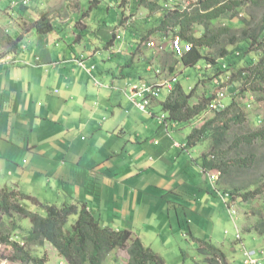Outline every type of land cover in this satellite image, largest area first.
Returning <instances> with one entry per match:
<instances>
[{
    "label": "crops",
    "instance_id": "1",
    "mask_svg": "<svg viewBox=\"0 0 264 264\" xmlns=\"http://www.w3.org/2000/svg\"><path fill=\"white\" fill-rule=\"evenodd\" d=\"M31 11L14 9L12 15L8 11L9 17L20 14L29 23L27 28L17 26L15 19L12 33L36 34L35 45L43 44V34L31 28L38 18L33 20ZM104 27L105 32L100 29L99 34H106L107 40L113 28ZM0 30V187H15L46 203H82L103 226L115 230L150 229L161 211L181 219L183 210L191 211L196 228L208 223L207 233H219L218 227L226 224L222 217L227 216V208L218 194L202 187L208 179L201 168L200 147H182L187 134L178 125L161 129L157 120L155 130L162 100L152 101L148 114L128 97L131 85L139 81H165L151 66L142 67L140 60L132 58L140 49L135 36L128 39L130 44L123 43L124 38L113 40L107 46L112 52L105 56L90 44L74 52L77 44L84 43L78 32L87 33L78 29L66 35L75 43H68L62 56L52 59L49 50L27 51L24 44L22 51H10L3 40L10 31L2 23ZM151 47L156 48L155 44ZM125 50L131 52L130 57L118 58ZM149 53L156 56L152 50ZM78 58L88 66L95 64L97 78L115 88L97 87L78 65ZM187 171L200 173L203 182ZM176 206L179 212L174 214ZM209 239L217 245L211 234Z\"/></svg>",
    "mask_w": 264,
    "mask_h": 264
},
{
    "label": "trees",
    "instance_id": "2",
    "mask_svg": "<svg viewBox=\"0 0 264 264\" xmlns=\"http://www.w3.org/2000/svg\"><path fill=\"white\" fill-rule=\"evenodd\" d=\"M138 1L142 3L149 1L145 4L149 15L153 13L159 16L155 27L152 26L147 29L145 35L135 38L137 47L150 35L156 34L158 39H162L171 31L172 37L178 35L183 41L192 44L191 50L179 58L184 66L194 67L201 59H206L212 65L207 72L213 70L212 72L218 75L221 72H228L232 67L230 78L232 81H242L241 93L250 92L258 100L264 99V38L261 37L264 32V16L258 24L251 20L246 22L247 27L236 28L240 33L232 31L235 29L233 24L215 25L221 16L226 14L234 20L236 13L247 0H196L189 7L181 9L165 7L168 6V0ZM250 1L257 3L261 0ZM93 2L97 7L98 0ZM17 8L22 10L27 6ZM93 10V7L88 9L92 13ZM119 11L117 10V13H120L118 15L122 16L124 9L121 8ZM84 15L85 13L79 17ZM105 24L106 21H102L101 27ZM30 25L38 34H47L56 28L49 11L43 12ZM195 26L201 27L202 30L194 29ZM248 27H251V30ZM22 37V35L12 37L6 34L3 40L10 51L16 52L21 48ZM123 38L122 32L115 30V33H110V38L106 40V47L113 40ZM226 39L229 40L228 43L234 44L235 40L239 43L236 48L228 50ZM209 48L215 49L213 56L204 53V50ZM253 49L258 51L259 56L246 58V54ZM220 58L226 59L224 68L217 62ZM78 59H76L77 63ZM87 67H92L91 74L86 72L90 79L94 76L103 85L102 87L115 88L104 85L97 78L94 73L95 64ZM95 85L100 87L96 83ZM195 86L187 92L179 81L174 83L171 92L160 101V110L168 114V120L179 125L181 122L196 119L207 110L208 97L203 96L197 102H192L195 97ZM249 106L250 104L246 103V107ZM238 110L239 104L234 98L224 110L213 113L214 115L206 118L201 126L193 127L185 137L183 142L185 147L181 144L186 148L209 141L208 152L204 155L205 162H212V169L218 172L219 182L220 179L224 181L229 178L232 170L237 172L251 170L257 165L259 168V162H264V157L256 154L257 146L264 147V124L247 133L230 135L233 125L244 121V115ZM260 181H264V171L253 180L241 182L242 184L235 183L234 179L231 182L226 179L225 190L220 188L221 184L217 180V188L226 195L225 203L236 201L237 197L245 203L255 200L257 195L264 193V188L261 187L247 190ZM261 185L264 186V182ZM24 201L32 204L36 210H29ZM40 211L43 213L41 214ZM0 218V245L10 247L12 253L9 256L10 260L22 264H46L48 259L45 253L40 256L30 250L32 246L42 247L45 243H49L68 264H103L108 256L118 249L127 250V264H165L163 258L150 247L145 246L131 230H115L103 226L82 203H46L35 196L22 193L15 187L5 185L0 187ZM15 218L28 219L30 222V228L27 227L20 235L21 244L13 239L14 232L18 228L22 230L21 223L15 225ZM245 232H255L264 236V220L260 219L255 224L247 226ZM196 240L199 245L197 251L203 256L206 264H231L223 249L212 243L210 239L196 237ZM1 259L0 257V264H2Z\"/></svg>",
    "mask_w": 264,
    "mask_h": 264
},
{
    "label": "rangeland",
    "instance_id": "3",
    "mask_svg": "<svg viewBox=\"0 0 264 264\" xmlns=\"http://www.w3.org/2000/svg\"><path fill=\"white\" fill-rule=\"evenodd\" d=\"M11 1L12 0H0V26L2 23V27H5L10 31L7 33L12 37H16L14 33H12V29L15 27V19L19 21H17V26L27 28L29 23L27 22V20H24V18H22L20 14L18 18L13 16L9 17L10 15H12L11 11L16 9L10 8ZM93 1L94 0H31V7L27 6L26 8L33 9V11L29 13L31 15V18L34 20L36 17H39L36 15L38 12H40L39 15H41L43 12L49 11L51 20L53 21L56 28L53 32L48 33V36L44 37V35L47 34L42 35L41 40L43 41V44L35 45L34 37H36V34H31L28 37H23L22 44L28 47L27 51L35 50L38 47L40 50H49L51 52L52 59L60 58L65 51L66 45L73 42V37H69V40H67L66 35L68 33L74 34L78 29L87 30V33L79 31L84 43L82 45L77 44V46L73 48V51L80 52L81 50H85V44H90V46L93 47L97 46L100 53L102 55L105 54L106 56L107 54H111L112 51H109V49H107L106 47V40L104 38L106 34H99L100 29L103 30V33L105 32V27L103 28L102 26L101 28L102 21H106L107 26L113 28L112 33H115V30L122 32L124 39L121 41L125 44H130L128 42L130 40L128 39H130L132 35L135 36V38H138L141 35H145L147 29L151 28L152 26L155 27L157 25V18L159 15L153 13L149 15V11L145 5L148 4L149 1L142 3L138 0H98V8L94 6ZM195 1L196 0H168V6L165 5V7H179L181 9L189 7ZM257 3L250 0L245 1L242 8L239 9L236 13L234 20L231 19L229 14H226L221 16V18L215 23V25L224 26L227 24H233L235 29L232 31L240 33V30H236V28L245 26L247 21L250 22L251 20H253L255 24H258L264 16V0L258 1ZM89 7L94 8L93 13L88 11ZM121 8L124 9V14L122 16L118 15L120 14L119 10ZM117 10L119 11L118 13ZM8 11L10 12L9 16ZM84 13V16L79 17V15H83ZM86 13H89L88 17H85L87 15ZM91 13L92 17L89 18V16H91ZM12 18L14 19V21L9 20ZM114 18H117V21H115ZM9 21L12 24H10ZM87 21H89L88 26L86 25ZM66 26L69 27L68 33L64 32L66 30H63ZM245 27H247V25ZM194 29H197L198 31L202 30V28L199 26H195ZM249 30H251V27L249 28ZM0 32H3V30H0ZM171 37V31L166 33V35L162 39H158L156 34L148 36L147 39L144 42L142 41L138 46L140 47V49L133 53L132 58H134L135 62L140 60L142 67L151 66L152 69L159 70L160 73L158 74V77H160V80H172L175 78L181 83L184 90L187 92L197 84L195 86V97H193L192 100V102L194 103L202 99L204 95H209L219 88H222L225 93L226 103L230 104L231 100L235 98L236 102L239 104L238 111L244 115V121L241 124L233 125L230 133L231 136L253 131L264 124V99L258 100L257 97L250 92L242 94V81H232V79L230 78V75L233 72L232 67L228 72H221L219 73V75L214 74V72H212V69L210 73L207 72L208 62L210 61L206 59H201L196 67H186L184 66L182 61L176 59L171 54L169 48V41ZM261 37L264 38V32L262 33ZM47 39L48 43H46ZM150 42H153L156 48H152L149 44ZM228 42L229 40L226 39L225 43L227 44L228 50L236 48L239 43L237 40H235L234 44ZM150 50H152L153 53L155 52L156 56H153V54L149 53ZM214 52L215 49L212 48L204 50V53H207L211 56H213ZM257 52L258 51L253 49L250 53L246 54V58L258 57L259 54H257ZM130 54L131 52L125 50L117 57L120 58V56H122L125 58H129ZM217 62L219 64H222L226 62V59L220 58L217 60ZM154 77L157 76L155 75ZM147 81L152 82V79H147ZM167 95V89L165 88L159 99L164 100ZM246 103H249L250 106L246 107ZM156 110H159V108H157ZM212 115H214L212 112H205L204 115H200L190 122H181L178 125L180 128L179 130H181L184 134H188L193 127L201 126L204 120L206 118H210ZM103 116L104 115H102L101 118ZM154 121V127L155 130H157V128H159L157 119H155ZM160 128L162 129V127ZM159 135L162 136V134ZM198 146L201 149L200 152L203 158V167L210 169L207 170L209 174L215 173L216 170L214 172V170L212 169V162H205L204 155L208 152L209 141L198 144ZM257 147L258 149L256 151V154L264 157V147ZM189 159L190 158H188V160ZM258 164H260L259 168H257V165V167L251 168V170H243L240 172L232 170V175L226 179L230 182L234 179L235 183L240 182V184H242L241 182L243 181L253 180L257 177L258 174L264 171V162L261 161ZM203 167L201 166V168ZM187 174L194 180L203 182L200 173L194 174L192 171H187ZM226 179H224V181H226ZM224 181L223 179H220L219 182L218 179L219 184H221L220 188L222 190H225ZM218 182H215V187H213L210 181L207 180V183L202 185V187L209 188L211 192L217 195L216 184H218ZM260 182L263 183L264 181ZM260 182H257L250 188L248 187L247 190H253L258 187L264 188V186L261 185ZM217 196L225 207L226 203L219 195ZM231 203L236 210L235 212H237L235 214L237 224H234V221L230 216L228 209L226 210V206L225 210L227 216L222 217V222H225L226 224L224 227L220 225L218 227L219 233L216 234H214L213 232L207 233L204 230L210 229V225L208 223H206V225H204V228L202 229L196 228L193 220L190 217L191 211L184 212L182 210V206L179 207L182 210L180 211L181 219H179V216H176L175 214V212H179L177 211L179 209L176 206L175 209L173 208L175 215H168L166 211H161L157 216H154L152 220V222H154L152 228L145 230L135 228L132 231L141 239L142 243L145 246L150 247L153 251L158 253L165 261V264H206L203 261V256H201L197 251L199 245L197 243L196 237L209 239L210 234L214 238L213 242H216L217 245H225L222 249L227 258L231 260V264H245V249L256 250L257 252L255 257L259 258V262L261 264H264V254L261 255L259 253L260 250H264V236L257 235L255 232H245V228L247 226L255 224L260 219L264 220V193H262L261 195H257V198L255 200H250L248 202L242 203L240 201V198L237 197L236 201H232ZM24 204L29 210H36V208L32 204L26 201H24ZM186 209L188 210L189 207H186ZM42 213L43 212H41V214ZM15 221V225L21 223L20 225L22 226V230L20 231V228H18L14 232L15 234H13V239L17 240L21 244L22 237L20 235L24 230H26L28 225L30 228V222L28 219L20 220V218H15ZM71 221L73 220L71 219ZM188 225L189 230L187 228ZM235 225L238 226L241 240L236 239L237 230ZM227 244H231V246H226ZM30 250L34 253L39 254L40 256L41 254L45 253L48 259L46 264H68L49 243H45L42 247L32 246L30 247ZM11 254L12 253L10 247L0 245V257L2 258V264H22L19 261L10 260L9 256ZM127 261V250L118 249L117 251L111 253L103 264H127Z\"/></svg>",
    "mask_w": 264,
    "mask_h": 264
},
{
    "label": "built area",
    "instance_id": "4",
    "mask_svg": "<svg viewBox=\"0 0 264 264\" xmlns=\"http://www.w3.org/2000/svg\"><path fill=\"white\" fill-rule=\"evenodd\" d=\"M31 3V0H12L10 8H17L20 6H28ZM119 37V36H117ZM152 46L153 43H150ZM192 45L189 42L182 41V39L179 36H175L170 41V49L172 53L176 57H182L186 52H188L191 49ZM78 65L82 67L87 73L91 74V68L87 67L84 60L78 59ZM159 71H156L158 73ZM93 81L95 83L102 87L103 85L99 83L94 76ZM173 87V83L170 80L164 81L163 84L159 83H153L149 81H139L138 83L131 85L130 87V94L128 95L129 99L133 102V104L139 109L140 111L144 113H151L150 105L151 102L158 99L162 93L163 89H167V91H171ZM209 98L208 104H207V112H216V111H222L226 108L227 104L225 103V93L222 88L218 89L216 92L211 93L207 95ZM139 98L140 101L136 102L134 99ZM157 120L160 126L165 127V129H168L170 125L175 126L176 122H170L167 119L166 113H161L157 116ZM178 145V144H177ZM185 147V145L183 144ZM209 180L211 184H214L216 180H218V173H211L209 174ZM222 199L226 196L220 195ZM229 214L231 215L234 224H235V209L233 207H228ZM236 238L240 239V235L237 229ZM256 250H244L245 255V264H261L259 262V258H256ZM259 253L262 255L264 254V250H260Z\"/></svg>",
    "mask_w": 264,
    "mask_h": 264
},
{
    "label": "clouds",
    "instance_id": "5",
    "mask_svg": "<svg viewBox=\"0 0 264 264\" xmlns=\"http://www.w3.org/2000/svg\"><path fill=\"white\" fill-rule=\"evenodd\" d=\"M29 6V5H28ZM175 36H178V35H175ZM174 36V37H175ZM174 37H171V39L172 38H174ZM171 39H170V41H171ZM170 41H169V48H170ZM183 41V40H182ZM185 42H187V41H185ZM150 43H153V42H150ZM149 43V44H150ZM190 43V42H189ZM191 44V43H190ZM192 45V44H191ZM151 46V45H150ZM152 46H154V44L152 45ZM192 48V47H191ZM191 50V49H190ZM189 50V51H190ZM170 52H171V54L175 57V58H177V59H179V58H181V57H176L173 53H172V51H171V49H170ZM222 65V67L224 68V63H222L221 64ZM197 65H195L194 67H196ZM212 65L208 62V68H210ZM200 70V69H199ZM154 71V73L156 74V75H158L159 73H160V71L159 70H153ZM156 71H159L158 73H156ZM166 80H168V79H165V81ZM170 81L173 83V85H174V83L176 82V81H178V80H176L175 78L174 79H170ZM150 82V81H149ZM154 83V82H153ZM173 88V87H172ZM220 89V88H219ZM164 90V89H163ZM218 90V89H217ZM216 90V91H217ZM216 91H214V92H216ZM171 92V91H170ZM169 91H167V93L169 94L170 93ZM214 92H212V93H214ZM162 94V93H161ZM211 94V93H210ZM161 96V95H160ZM204 96H206V97H208L207 96V94L206 95H204ZM160 98V97H159ZM158 98V99H159ZM157 100V99H156ZM209 101V100H208ZM224 101H225V99H224ZM226 103V102H225ZM207 104H208V102H207ZM227 105H228V103H226ZM227 107V106H226ZM206 109H207V107H206ZM206 113H207V110L205 111ZM204 112V113H205ZM217 112V111H216ZM161 113H163L161 110H160V113H158V114H156V117L159 115V114H161ZM165 113V112H164ZM204 113L202 114V115H204ZM212 113H215V112H212ZM167 114V113H166ZM167 119H168V114H167ZM170 121V120H169ZM171 122V121H170ZM177 126V123H176V125L175 126H172V125H170L169 127H168V129L169 128H172V127H176ZM160 127H162V126H160ZM164 129H165V127H163ZM168 129H166V130H168ZM207 170H210V169H208V168H204L203 167V172H204V174L206 175V177H207V179L209 180V173L207 172ZM215 173H218V172H215ZM218 179H219V176H218ZM210 181V180H209ZM216 182H217V180H216ZM211 183V182H210ZM213 187H215V183L214 184H211ZM216 189H217V194L220 196L221 194L222 195H224V193H222L221 191H219L218 190V188L216 187ZM221 197V196H220ZM224 200V199H223ZM226 206H227V209H228V207H233V204L231 203V202H226ZM234 208V207H233ZM235 209V208H234ZM236 211V210H235ZM237 213V212H236ZM231 216V215H230ZM235 217V216H234ZM235 224H237V222H236V218H235ZM236 226V225H235ZM237 227V229H238V226H236ZM239 232V231H238ZM237 234V233H236ZM237 239V238H236ZM238 240H241V235H240V239H238Z\"/></svg>",
    "mask_w": 264,
    "mask_h": 264
},
{
    "label": "bare ground",
    "instance_id": "6",
    "mask_svg": "<svg viewBox=\"0 0 264 264\" xmlns=\"http://www.w3.org/2000/svg\"><path fill=\"white\" fill-rule=\"evenodd\" d=\"M5 58V57H4ZM3 59V58H2ZM135 100V99H134Z\"/></svg>",
    "mask_w": 264,
    "mask_h": 264
}]
</instances>
